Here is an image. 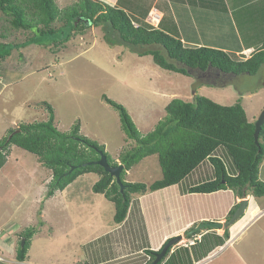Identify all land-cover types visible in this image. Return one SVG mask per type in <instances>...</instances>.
Listing matches in <instances>:
<instances>
[{"label": "rangeland", "instance_id": "obj_1", "mask_svg": "<svg viewBox=\"0 0 264 264\" xmlns=\"http://www.w3.org/2000/svg\"><path fill=\"white\" fill-rule=\"evenodd\" d=\"M74 1L55 0V3L62 9L72 5ZM107 2L112 4V0ZM257 6L264 13V1ZM249 14H245L246 18ZM203 15L207 19L215 20L209 23L211 29H219L207 41H211V44L212 40L217 39L221 46L229 48L230 51L227 52L235 53L247 45H254L256 50L264 43V37L259 42L264 31L260 30L257 23L251 24L247 20L240 23L236 18L235 22L242 26L241 36L238 31L236 33L227 13L224 15L205 11ZM131 20L134 25L155 28L152 24L137 21L133 17ZM61 24L58 21L53 26L58 27ZM195 30L192 25L183 36L190 38ZM0 32L5 37H0V42H19L28 34L27 31L10 28L8 19L1 12ZM55 38L57 37L53 36ZM54 44H30L14 48L9 56L0 60V138L20 123L47 119L48 112L43 105L46 101L53 108L54 123L59 130L69 131L73 124L79 122V132L103 144L111 157L118 161L119 154L129 144L132 145L133 140L126 137L117 110L104 100V95L122 104L139 132L145 134L163 119L166 114L165 106L173 98L190 101L194 94H201L219 104L229 105L240 96L235 85L245 88L264 80V73L247 79L210 71L205 76L198 77L199 85L193 90L196 83L194 77L164 70L153 62L151 55L138 56L125 45L107 44L102 30L96 26L74 33L64 44ZM254 50L235 54L238 59L243 60L250 57ZM241 102L249 120L255 121L264 109V84L255 92L243 93ZM213 155L226 162L229 173H235L224 147L216 148ZM92 156L96 154L92 153ZM131 167L125 175L126 180L150 184L161 177L157 154L143 157ZM208 179H214V167L205 159L178 184L187 186ZM50 180L51 171L33 153L15 145L11 146L6 163L0 169V229L4 230V225L16 227L13 236L16 254L23 231L35 227L25 259L36 257L46 258L51 264H77L82 256L88 261L95 260V263L90 264H99L100 259V264L143 262V252L126 255L114 250L110 253L107 250L110 246L107 241L109 237H102L101 234L109 231L108 227L114 223V205L103 194L93 191V185L98 180L97 175L82 174L64 190H56L51 197L46 198ZM138 196L132 194V202ZM146 206L148 214L144 219L155 221L159 225L155 223V227L159 228L162 223L159 215L151 209V203ZM137 207L138 203L131 205L130 222L137 218L133 210ZM154 216L155 220L152 219ZM126 227L127 225L124 226ZM207 228L210 227H204L203 230ZM216 229L214 231L218 233ZM53 232V235H48ZM117 232L120 235L118 230ZM207 237L208 235L204 236ZM0 238L6 240V234L2 232ZM186 239V234H181L177 244ZM195 243L193 240L187 246ZM218 243L225 244L224 241ZM225 251L226 247L220 250L219 261L228 257V252ZM0 252H3L1 247ZM3 255L9 260L17 257L6 251ZM184 259L186 257L180 252L177 257L178 264ZM222 262L228 264L226 259Z\"/></svg>", "mask_w": 264, "mask_h": 264}, {"label": "trees", "instance_id": "obj_2", "mask_svg": "<svg viewBox=\"0 0 264 264\" xmlns=\"http://www.w3.org/2000/svg\"><path fill=\"white\" fill-rule=\"evenodd\" d=\"M190 2L195 4V0ZM212 2L215 3L200 6L225 11L222 0ZM0 12L8 19L10 28L28 32L22 41L0 42V60L9 56L14 48L30 44L49 46L55 43L58 46L74 33L96 26L102 30L107 44L125 45L138 56L151 55L153 62L164 70L194 77L196 83L193 90L199 85L198 77L210 71L247 79L264 73V43L250 57L241 60L235 53L223 49L188 46L158 28L134 25L125 10L101 0H75L72 5L62 9L55 0H0ZM58 21L62 24L54 27ZM2 36L3 32H0V37L5 38ZM53 36L57 38L53 39ZM261 85V81L245 88L235 85L240 96L229 105L219 104L201 94H194L190 101L173 98L165 106L163 119L145 134L139 132L122 104L104 95V100L117 110L126 137L133 140V144L119 154L118 161L111 157L103 144L81 134L79 122L73 124L69 131L59 130L54 123L53 108L45 101L43 105L48 112L47 119L20 123L0 138V169L6 163L13 145L33 153L51 171L46 198L56 190H64L78 176L93 173L98 176L93 191L103 194L113 203V221L117 224L126 218L133 203L132 194H144L176 184L205 159L214 167V179L194 184L188 187V192L209 193L231 189L239 198L248 194L264 196V180L260 179V165L264 160V123L258 134V143H255L254 121L249 120L241 102L243 93L255 92ZM219 146L226 149L232 161L229 164L235 173H229L226 162L213 155ZM92 153L96 156H92ZM100 153L106 156L110 165H123L120 172L122 191L115 178L94 162L99 159ZM152 154L158 156L161 170L159 179L150 184L125 179L132 165ZM238 205L230 209L227 219ZM34 231L35 227L23 231L24 244L21 246L19 241L18 260L26 257ZM228 236L226 228L219 239L224 241ZM163 245L156 251L146 250L149 255L146 264L154 259ZM169 250L157 264H161Z\"/></svg>", "mask_w": 264, "mask_h": 264}, {"label": "crops", "instance_id": "obj_3", "mask_svg": "<svg viewBox=\"0 0 264 264\" xmlns=\"http://www.w3.org/2000/svg\"><path fill=\"white\" fill-rule=\"evenodd\" d=\"M101 1L108 3L107 1L111 0ZM190 1L112 0V4H108L125 10L130 18L133 17L137 21L152 24L155 28L180 39L184 44L189 43L186 44L189 46H210L230 51L227 46H221L217 39L212 40L213 43L211 44L209 43L211 41H207V38L212 36L214 32H218L219 29L210 28L209 23L215 20L212 18L207 19L203 15L205 11H212L214 14L215 12L223 13L224 15L227 13L230 23L236 29V33L238 31L241 36L243 31H241L242 26H240V23L246 20L251 24L257 23L260 30L264 31V13L257 6L262 4L264 0H222L221 5H223L225 11L200 6L201 4H214L215 2L212 1L218 2V0H203V2L195 0V4ZM143 2L144 7H142ZM247 12L250 14L246 18L245 14ZM236 18L239 20L237 22L240 23L235 22ZM192 25L196 28L194 35H191L190 38H185L183 35L186 33V29L192 27ZM263 37L259 38V42L263 41ZM255 48L254 45H247L244 49L235 53L250 49L254 50ZM260 179L264 180V160L260 165ZM192 185L182 186L176 183L152 192L137 194L139 195L137 200L131 205L138 203L139 207L133 209L138 219L136 218L130 222V206L126 218L121 223L117 224L114 222L111 225L112 228L111 226L108 227L109 231H104V234H101L102 237H109L107 241L110 242V246L107 250H110V253H113L114 250L117 253L126 255L143 252L141 254L145 253V259L141 264H144L149 257L146 254L147 249L156 251L170 237L183 235L200 223L213 220L223 224L216 229L218 233L214 231L215 228H207L199 231L196 237L188 236V239L171 248L161 264H178L177 257L180 252H183V256L186 259L179 264H225L222 262L225 259L228 264H264V196L258 197L248 194L243 198H239L231 189H219L209 193L188 192V187ZM241 199H246L248 202L244 215L235 221L234 224H225L228 212ZM147 203H151V209L155 210V213L159 215V219L162 221L159 228L155 227V221L145 220L147 218L146 214H148ZM152 219L155 220V216ZM126 225L127 227L124 228ZM131 225H134V227H131ZM3 227L4 230L0 229V234L4 232L6 240L0 238V247L3 252H9V254L16 257V242H13L16 227L7 225ZM226 228L229 236L224 240L225 244H219V237L223 236ZM53 234L54 232L48 235ZM205 235H208V237L204 238ZM194 237L196 238V243L187 246L193 242L190 240ZM196 246L199 247L194 249ZM224 247H226L225 252H228V257L219 261L220 250ZM3 252H0V264H51L48 260H45L46 258L37 259L36 257L31 260L25 259L26 257L23 260H18L17 257L9 260L3 255ZM88 258L90 257L88 256ZM98 262L102 263V259ZM90 263H95V260L88 261L81 256L80 263L78 262L77 264Z\"/></svg>", "mask_w": 264, "mask_h": 264}, {"label": "water", "instance_id": "obj_4", "mask_svg": "<svg viewBox=\"0 0 264 264\" xmlns=\"http://www.w3.org/2000/svg\"><path fill=\"white\" fill-rule=\"evenodd\" d=\"M261 84H264V80L261 81ZM263 123H264V109L260 112V114L258 115L256 120L254 121L255 128H254L253 137H254L255 143H258L257 138H258V134H259V131H260ZM94 162L96 164L100 165L101 167H103L104 170L106 172H108L110 176L115 178V181L118 184H120V191H122L123 185H121V183H120V172L123 169V165L122 164H118L116 166L110 165L106 159V156L103 153H100L99 159H97ZM247 204H248V202L246 199L240 200L239 205L236 207L235 211L233 212L231 217L226 221L225 224H232L234 221H236L241 216H243L245 213V210L247 208ZM222 225L223 224L221 222H218V221H205V222H202L199 225L193 227L192 229H190L185 234H186V236H189V235L203 229L204 227L220 228ZM180 239H181V235H176V236L170 237L165 242V244L163 245L161 250L155 254L154 259L149 264L159 263L161 261V259L165 256L168 249L169 248L171 249V247L174 246ZM23 243H24V239L21 240V246L23 245Z\"/></svg>", "mask_w": 264, "mask_h": 264}, {"label": "clouds", "instance_id": "obj_5", "mask_svg": "<svg viewBox=\"0 0 264 264\" xmlns=\"http://www.w3.org/2000/svg\"><path fill=\"white\" fill-rule=\"evenodd\" d=\"M232 214H233V213H232ZM241 217H242V216H241ZM241 217H240V218H241ZM229 218H230V217H229ZM229 218H228V219H229ZM228 219H227V220H228ZM237 220H238V219H237ZM234 222H235V221H234ZM201 230H202V229H201ZM201 230H200V231H201ZM196 235H198L197 232H195V233L192 234V236H195V237H196ZM187 237H188V236H187ZM195 237H194L192 240H190V241L195 240V239H196ZM21 239H23V238H21ZM21 239H20V240H21ZM20 240H19V241H20ZM167 240H168V239H167ZM177 243H178V242H177ZM177 243H176V244H177ZM20 244H21V243H20ZM23 244H24V243H23ZM176 244H175V245H176ZM175 245H174V246H175ZM172 247H173V246H172ZM172 247H171V248H172ZM170 250H171V249H170ZM170 250H169V251H170ZM0 259H1V258H0ZM148 259H149V257H148ZM148 259H147V261H148ZM147 261H146V262H147ZM144 264H146V263H144Z\"/></svg>", "mask_w": 264, "mask_h": 264}]
</instances>
